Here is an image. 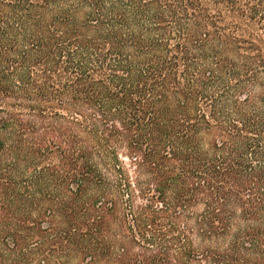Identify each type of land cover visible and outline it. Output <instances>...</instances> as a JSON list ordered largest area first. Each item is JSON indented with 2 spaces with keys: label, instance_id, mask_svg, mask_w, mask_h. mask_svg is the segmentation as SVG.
Segmentation results:
<instances>
[{
  "label": "trees",
  "instance_id": "16d2710c",
  "mask_svg": "<svg viewBox=\"0 0 264 264\" xmlns=\"http://www.w3.org/2000/svg\"><path fill=\"white\" fill-rule=\"evenodd\" d=\"M0 264H264V0H0Z\"/></svg>",
  "mask_w": 264,
  "mask_h": 264
}]
</instances>
